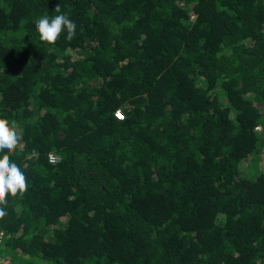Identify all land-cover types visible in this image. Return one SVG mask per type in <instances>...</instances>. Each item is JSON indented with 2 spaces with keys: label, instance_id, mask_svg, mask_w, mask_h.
<instances>
[{
  "label": "trees",
  "instance_id": "1",
  "mask_svg": "<svg viewBox=\"0 0 264 264\" xmlns=\"http://www.w3.org/2000/svg\"><path fill=\"white\" fill-rule=\"evenodd\" d=\"M0 118L27 183L0 255L264 264V0H0Z\"/></svg>",
  "mask_w": 264,
  "mask_h": 264
},
{
  "label": "clouds",
  "instance_id": "2",
  "mask_svg": "<svg viewBox=\"0 0 264 264\" xmlns=\"http://www.w3.org/2000/svg\"><path fill=\"white\" fill-rule=\"evenodd\" d=\"M53 11L60 13L59 4L56 5ZM76 28V23L64 14L51 18L45 15L36 21V29L40 40L48 44H54L65 29L67 31L65 38L71 41L76 35ZM116 111L119 113L123 109L118 108ZM21 139L22 135L17 130L15 123L13 122L10 127L7 119L0 118V150H7L8 153L13 152L20 144ZM26 190V177L21 168L10 160L8 154L0 156V205L6 204L9 194L15 197L17 193L23 194ZM5 214L3 208H0V217Z\"/></svg>",
  "mask_w": 264,
  "mask_h": 264
},
{
  "label": "built area",
  "instance_id": "3",
  "mask_svg": "<svg viewBox=\"0 0 264 264\" xmlns=\"http://www.w3.org/2000/svg\"><path fill=\"white\" fill-rule=\"evenodd\" d=\"M114 116L117 119H121L122 112H119V115H117V111L115 110ZM48 161L50 163H57L58 161H60V157L58 155L50 153L48 154ZM1 237H2V232L0 231V241H1ZM0 264H19V263H17L16 260L0 255Z\"/></svg>",
  "mask_w": 264,
  "mask_h": 264
},
{
  "label": "rangeland",
  "instance_id": "4",
  "mask_svg": "<svg viewBox=\"0 0 264 264\" xmlns=\"http://www.w3.org/2000/svg\"><path fill=\"white\" fill-rule=\"evenodd\" d=\"M263 158H264V153H263V156L261 157V158H258V163H257V167H259V165L261 164L260 162H262L263 161ZM246 171H247V169H246ZM13 257V256H12ZM15 260H17L15 257H13Z\"/></svg>",
  "mask_w": 264,
  "mask_h": 264
},
{
  "label": "snow or ice",
  "instance_id": "5",
  "mask_svg": "<svg viewBox=\"0 0 264 264\" xmlns=\"http://www.w3.org/2000/svg\"><path fill=\"white\" fill-rule=\"evenodd\" d=\"M117 115H119V113H117Z\"/></svg>",
  "mask_w": 264,
  "mask_h": 264
}]
</instances>
